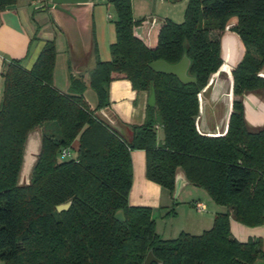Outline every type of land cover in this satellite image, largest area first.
Wrapping results in <instances>:
<instances>
[{"label": "trees", "instance_id": "1", "mask_svg": "<svg viewBox=\"0 0 264 264\" xmlns=\"http://www.w3.org/2000/svg\"><path fill=\"white\" fill-rule=\"evenodd\" d=\"M18 0H0V12ZM116 12L110 60H97L85 76H69V90L53 85L57 55L46 41L29 70L12 60L2 74L0 97V261L4 264H143L149 251L161 264H256L264 261L260 240L237 241L230 219L247 226L264 223V125L249 130L242 97L264 91V0H187L183 21L165 19L149 47L138 31L131 0H108ZM229 26V27H228ZM221 36L228 32L241 51L234 67L222 61ZM36 36V35H35ZM35 39V37H34ZM96 53V46L93 44ZM190 60L182 84L149 64ZM228 71L232 110L226 132L201 134L196 127L199 95L211 78ZM128 80L133 90L155 91L141 126L129 139L106 126L84 98L108 105V86ZM163 132L156 142L155 126ZM40 131L41 146L27 185L19 184L25 144ZM78 148L72 154V144ZM71 152L63 158L62 151ZM146 153V177L173 195L178 169L226 211L199 235L163 240L150 208L130 206L131 151ZM70 202L67 210L56 207ZM123 212L125 221L114 219ZM157 264V263H152Z\"/></svg>", "mask_w": 264, "mask_h": 264}, {"label": "crops", "instance_id": "2", "mask_svg": "<svg viewBox=\"0 0 264 264\" xmlns=\"http://www.w3.org/2000/svg\"><path fill=\"white\" fill-rule=\"evenodd\" d=\"M161 3L159 1V4ZM150 4L149 0H141L136 7L133 4L132 8L133 11L135 9L138 11L137 15L133 14L134 19L144 20L138 33L145 43L152 47L161 22L165 19L173 22L176 20L170 15L161 18L151 14L153 11L148 10ZM107 10L106 0H98L96 4L92 0L90 4L56 6L51 4L50 0H18L15 5L1 11L0 97L3 88L2 74L6 66L12 60H19L21 66L29 70L46 41L55 42L57 55L53 85L63 93L69 90L70 74L73 77H82L94 69L97 60L109 61V48L115 41V29L110 23L112 16L107 14ZM93 44H96V53L93 51ZM226 77L227 84L222 83V79L214 84L216 81L214 80L201 92L203 98L200 97L196 124L198 121V131L203 135L218 136L226 132L233 101L232 81ZM83 95L85 98V92ZM147 102L148 93L133 90L131 83L124 79L109 84L106 107L97 110V104L91 107L87 101L89 107L95 110L96 117L125 139L130 138L132 127L144 123ZM155 130L156 142L160 145L163 132L159 125L155 126ZM40 146L41 134L39 131H33L27 137L22 166L33 167ZM72 148L77 150V141L72 144ZM130 156L132 185L128 194V204L151 209L155 231L163 240L176 239L181 233L199 235L211 228L216 214L226 211L225 207L216 205L211 198L202 193L186 196L179 203L177 201L179 196L192 186L186 180L183 170L178 169L176 173L175 183L177 180L180 182V189L174 198V193L171 195L160 185L147 179L146 153L143 150L131 151ZM196 203L204 208L197 211ZM229 226L232 236L237 241L258 239L264 251V223L257 227H247L231 218Z\"/></svg>", "mask_w": 264, "mask_h": 264}, {"label": "water", "instance_id": "3", "mask_svg": "<svg viewBox=\"0 0 264 264\" xmlns=\"http://www.w3.org/2000/svg\"><path fill=\"white\" fill-rule=\"evenodd\" d=\"M92 0H50L53 5H84L90 4ZM228 42V46L227 43ZM237 40L233 35H225L221 40V51H222V61L230 67H234L237 61ZM190 67V60L183 55L182 58L175 64H169L163 60H157L149 64V68L159 74L163 75H173L182 84L194 83L195 79L188 75V70ZM202 96L200 93L199 98ZM148 107H155V91L153 86L150 87L148 92ZM244 110L246 113L247 121L255 119L264 122V100L259 101L256 99L245 98ZM180 189V182L177 180L175 183V190L173 197H177ZM70 206V202L62 204L56 207L58 212L67 210ZM114 219L119 222H124L125 218L121 210L117 211L114 215ZM161 264L153 255L152 251H149L144 259L143 264ZM256 264H264V261H260Z\"/></svg>", "mask_w": 264, "mask_h": 264}, {"label": "rangeland", "instance_id": "4", "mask_svg": "<svg viewBox=\"0 0 264 264\" xmlns=\"http://www.w3.org/2000/svg\"><path fill=\"white\" fill-rule=\"evenodd\" d=\"M97 1L98 0H94L95 4H96ZM140 1L141 0H131V7H133V4L136 7L137 3L140 2ZM149 1L151 2V4H150V7L148 8V10L153 11L151 14H154L155 16H158V17H161V18L169 16V15L173 16V18H175L174 20H176L175 22H177V23H181L183 21V12L185 10V7L187 6L186 5L187 4V0H174V1H172V0H155V1L149 0ZM159 1H161L162 3L159 4ZM106 4L108 5L107 14L109 13L112 16V20H110V23L114 26V21L116 20V12L114 10V6L108 0H106ZM133 14L137 15L138 11L136 9L133 11V8H132V15ZM225 35H231V34L226 32V33H224L223 36H221L218 32H212L211 33V37L212 38H221V40H222V38ZM95 46H96V44H95ZM240 55H241V51L239 50V52L237 53L236 57L239 59ZM60 71L61 70H59V73H60ZM220 73H221V76L220 77L218 75L213 76L211 78L209 84H211L214 80H216L214 82V84H216L217 82L219 83L220 81H218V80H220V79L223 80L222 83L227 84L228 80H227L226 76H228L229 72L228 71H221ZM261 74L264 77V69L262 70L260 75ZM230 78H231V76H230ZM85 98L88 101V103L91 105V107H94L95 106L94 104H97V97H96L95 92L92 89L88 88L85 91ZM202 98H203V96H202ZM231 98L233 100V96ZM245 98L256 99V100H259V101L262 100L263 101L264 100V91L263 90H258V91H255V92H250V93L245 94L242 97L243 104L245 103ZM244 116H245V120H246V123H247L248 128H249L250 131L255 132V131L260 130L263 127V125H264L263 121H260V120L258 121V120H255V119L247 121L245 110H244ZM196 126H197V129L199 130L198 121H197ZM74 152H75V150L73 149L72 150V154L73 155H74ZM31 168H27L26 165L22 166L21 172H20V178H19V184L20 185H26V184L29 183L30 175H31ZM199 193H202V194L206 195L207 197H209L207 192L205 190H203L202 188H198V187H195V186H189L187 188V190H185V192H183L179 196L177 201H179V203H181L186 196H190L191 194L192 195H197ZM158 225H159V223H158ZM160 229H161V227L159 225L158 230H160ZM0 264H4V263L0 261Z\"/></svg>", "mask_w": 264, "mask_h": 264}, {"label": "built area", "instance_id": "5", "mask_svg": "<svg viewBox=\"0 0 264 264\" xmlns=\"http://www.w3.org/2000/svg\"><path fill=\"white\" fill-rule=\"evenodd\" d=\"M62 155V157L63 158H68V157H70V154H71V152L69 151V150H66V149H64L63 151H62V153H61ZM204 207L201 205V204H199V203H196L195 204V209L197 210V211H200V210H202Z\"/></svg>", "mask_w": 264, "mask_h": 264}, {"label": "bare ground", "instance_id": "6", "mask_svg": "<svg viewBox=\"0 0 264 264\" xmlns=\"http://www.w3.org/2000/svg\"><path fill=\"white\" fill-rule=\"evenodd\" d=\"M227 44V46H228V42L226 43ZM225 64V63H224ZM226 66H228L227 64H225ZM228 67H230V66H228ZM231 68V67H230ZM217 74H215L214 76H216ZM229 77V76H228ZM229 79L231 80V78L229 77Z\"/></svg>", "mask_w": 264, "mask_h": 264}]
</instances>
